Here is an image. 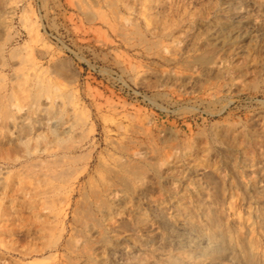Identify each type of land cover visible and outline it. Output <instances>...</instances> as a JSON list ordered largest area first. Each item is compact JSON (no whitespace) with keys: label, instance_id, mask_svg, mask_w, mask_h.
Segmentation results:
<instances>
[{"label":"rangeland","instance_id":"1","mask_svg":"<svg viewBox=\"0 0 264 264\" xmlns=\"http://www.w3.org/2000/svg\"><path fill=\"white\" fill-rule=\"evenodd\" d=\"M228 1L0 0V45L49 85L38 117L52 102L59 131L83 122L58 225L20 235L44 248L33 264H98L125 233L153 263L169 251L141 250L140 224L166 207L207 227L208 201L232 250L264 264V0L240 1V22Z\"/></svg>","mask_w":264,"mask_h":264},{"label":"bare ground","instance_id":"2","mask_svg":"<svg viewBox=\"0 0 264 264\" xmlns=\"http://www.w3.org/2000/svg\"><path fill=\"white\" fill-rule=\"evenodd\" d=\"M240 1H228L221 15L240 22ZM257 26L252 20L238 31V46ZM7 46L0 45V247L7 254L17 252L20 259L8 255L0 264H33L31 258L41 255L44 248L31 238L21 240L20 235L32 233L43 238L58 225L61 213L54 207L68 201L70 164L76 158L72 154L75 147H69L66 138L76 134L83 122L74 117L59 131L60 117L52 102L44 108L47 119L38 117L40 98L49 85L39 76L30 55H18ZM111 195L113 202L120 201L117 193ZM202 210L206 211L207 227L181 209L167 213L166 207L154 212L155 227L141 223L144 238L140 249L157 252L158 246H164L169 251L148 264H256L251 255L242 257L232 250L226 235L217 228L210 201ZM128 238L125 233L115 243L104 245L98 264H143L124 244Z\"/></svg>","mask_w":264,"mask_h":264}]
</instances>
